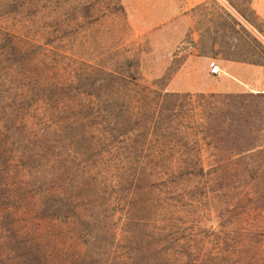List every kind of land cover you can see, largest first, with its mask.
<instances>
[{"label":"rangeland","instance_id":"374dc122","mask_svg":"<svg viewBox=\"0 0 264 264\" xmlns=\"http://www.w3.org/2000/svg\"><path fill=\"white\" fill-rule=\"evenodd\" d=\"M3 28L31 38L38 57L54 60L62 77L75 72L70 96L110 100L128 120L117 131L132 132L122 145L150 147L147 161L208 171L191 176L206 182L203 207H168L159 214L167 222L153 228L127 221L114 195L102 194L96 197L103 206L96 208L98 216L45 225L43 239L25 253L20 248L15 263L225 264L221 216L227 202L243 205L264 194V96L204 92L190 83L204 79L202 61L208 67L217 58L264 63V23L249 0H0ZM189 54L196 55L192 68L180 69ZM94 110L86 120L94 136L90 145L107 149L110 141L93 132L105 117ZM147 128L158 137L145 140ZM160 148L164 155L158 157ZM36 179L27 175L24 187L37 192ZM193 190L195 196L201 191ZM258 211L262 217L254 223L263 228L264 206ZM211 227L217 232L211 234ZM11 246L5 244L4 253Z\"/></svg>","mask_w":264,"mask_h":264},{"label":"trees","instance_id":"16d2710c","mask_svg":"<svg viewBox=\"0 0 264 264\" xmlns=\"http://www.w3.org/2000/svg\"><path fill=\"white\" fill-rule=\"evenodd\" d=\"M56 65L47 56L38 57L31 38L0 31V264H16L17 251L22 248L25 253L40 242L39 230L45 225L87 222L98 216L96 208L103 206L96 197L102 194L114 195L115 208L124 211L127 221L153 228L167 222L159 214L168 207L191 211L205 206L208 198L206 182L191 178L206 175V167L147 161L150 147L122 145L132 132H119L117 126L128 120L113 111L108 99L70 96L75 72L64 78ZM94 108L105 117V128L101 125L93 132L110 141L107 149L90 145L93 133L86 120ZM141 135L145 140L158 137L149 128ZM163 153L161 148L155 152L158 157ZM31 173L40 181L37 192L24 187ZM164 174L171 176L161 177ZM193 189L201 190L198 196ZM247 201H233L234 206L227 202L221 216L227 225L222 232L225 264H264V227L254 223L262 217L256 211L263 210L264 194ZM238 206L241 211L236 213ZM79 209L84 218L78 217ZM211 229V234L217 232ZM8 242L12 246L4 253Z\"/></svg>","mask_w":264,"mask_h":264},{"label":"crops","instance_id":"0c3cea01","mask_svg":"<svg viewBox=\"0 0 264 264\" xmlns=\"http://www.w3.org/2000/svg\"><path fill=\"white\" fill-rule=\"evenodd\" d=\"M249 4L254 15L264 23V0H249ZM194 60H196V55L189 54L180 69H191V63ZM212 60L220 64L222 71L217 75H213L210 73L205 61H202L200 69L204 72V79L190 83L191 86L195 85L197 90L204 92L227 95L252 93L264 96V63L247 62L232 58ZM174 84L183 85L176 82Z\"/></svg>","mask_w":264,"mask_h":264},{"label":"built area","instance_id":"2783aa9c","mask_svg":"<svg viewBox=\"0 0 264 264\" xmlns=\"http://www.w3.org/2000/svg\"><path fill=\"white\" fill-rule=\"evenodd\" d=\"M209 71L211 74L213 75H217L219 74L222 69L219 63H217L216 61L212 60L209 62Z\"/></svg>","mask_w":264,"mask_h":264}]
</instances>
